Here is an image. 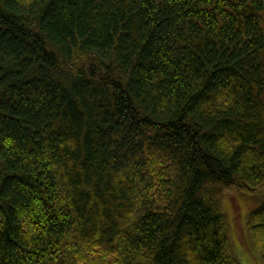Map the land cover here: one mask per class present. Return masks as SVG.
Wrapping results in <instances>:
<instances>
[{"label": "trees", "instance_id": "16d2710c", "mask_svg": "<svg viewBox=\"0 0 264 264\" xmlns=\"http://www.w3.org/2000/svg\"><path fill=\"white\" fill-rule=\"evenodd\" d=\"M263 182L264 0H0V264H241Z\"/></svg>", "mask_w": 264, "mask_h": 264}, {"label": "rangeland", "instance_id": "374dc122", "mask_svg": "<svg viewBox=\"0 0 264 264\" xmlns=\"http://www.w3.org/2000/svg\"><path fill=\"white\" fill-rule=\"evenodd\" d=\"M256 191H257L256 194L252 196H245V195H239V194L233 195L232 193V194H225L226 197L220 198L222 213L227 218L228 225L231 230L230 235H231V240H232L233 250H234L233 253L236 259L241 264H252V259L249 256H247L246 250L243 247L245 244V245H248L247 246L248 248H250L249 241L246 238L247 234L245 232L244 220L245 219L247 220L246 216L249 215V213L252 210L256 209L264 202V182L257 187ZM226 210H228L230 214L233 213V215L236 216L235 218L231 217V219H232V222L234 223V227H236L234 236H236L237 242L240 243L238 248L234 243V237L232 234L233 224L230 221L229 213ZM252 255L255 258H258L257 257L258 255L256 256V254L253 252H252ZM258 261L260 264H264L261 262V260H258Z\"/></svg>", "mask_w": 264, "mask_h": 264}]
</instances>
